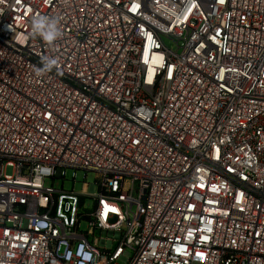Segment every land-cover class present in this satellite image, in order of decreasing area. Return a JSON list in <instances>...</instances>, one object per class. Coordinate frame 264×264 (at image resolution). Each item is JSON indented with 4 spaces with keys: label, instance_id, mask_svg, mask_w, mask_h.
Listing matches in <instances>:
<instances>
[{
    "label": "built area",
    "instance_id": "obj_1",
    "mask_svg": "<svg viewBox=\"0 0 264 264\" xmlns=\"http://www.w3.org/2000/svg\"><path fill=\"white\" fill-rule=\"evenodd\" d=\"M0 264H264V0H0Z\"/></svg>",
    "mask_w": 264,
    "mask_h": 264
},
{
    "label": "rangeland",
    "instance_id": "obj_2",
    "mask_svg": "<svg viewBox=\"0 0 264 264\" xmlns=\"http://www.w3.org/2000/svg\"><path fill=\"white\" fill-rule=\"evenodd\" d=\"M167 46L171 49H175V45L173 43H170L169 41H165ZM13 169L11 167H7L5 169V174H12ZM74 174L73 169H67L65 173V179H55L53 181V185L55 188H61V184L63 183V189L66 191H70L73 189L74 192L80 193L82 189V184L86 182L88 186L93 185L98 180V175L95 172H84L83 170H77L76 171V177L75 182L72 181V177ZM47 184H51V181H47ZM83 206L82 208L88 209L91 205V200L89 198L83 197L82 198ZM80 230L85 231L86 230V220L81 221Z\"/></svg>",
    "mask_w": 264,
    "mask_h": 264
},
{
    "label": "clouds",
    "instance_id": "obj_3",
    "mask_svg": "<svg viewBox=\"0 0 264 264\" xmlns=\"http://www.w3.org/2000/svg\"><path fill=\"white\" fill-rule=\"evenodd\" d=\"M47 23V27L45 29V24ZM33 28L36 33L42 35L43 39L46 41H53L58 36V31L55 27V24L52 22H45L42 20H34ZM55 63L54 60H50L46 67H51Z\"/></svg>",
    "mask_w": 264,
    "mask_h": 264
}]
</instances>
